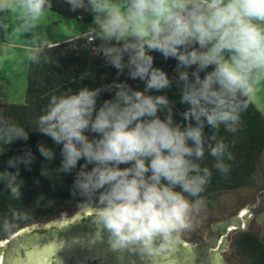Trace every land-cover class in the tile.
I'll return each instance as SVG.
<instances>
[{
    "label": "clouds",
    "instance_id": "9594fccd",
    "mask_svg": "<svg viewBox=\"0 0 264 264\" xmlns=\"http://www.w3.org/2000/svg\"><path fill=\"white\" fill-rule=\"evenodd\" d=\"M63 3L93 17L90 31L105 65L115 68L117 77L138 79L143 90L119 79L106 87L69 88L50 97L34 130L0 118V154L6 145L27 141L30 131L50 137L62 146L58 172L72 173L79 165L73 195L91 207L97 235L106 233L115 253H134L158 264L204 209L202 193L212 177L201 164L206 151L215 158L214 169L229 172L228 145L215 133L221 127L228 133L238 130L254 86L264 81V0ZM51 7L52 0L0 3V13L19 18L14 33L30 34L27 58L33 64L43 58L36 29ZM153 52L176 61L175 75L154 66ZM173 83L179 86V102L188 106L180 114L182 122L174 118V101L150 94L166 93ZM102 92L113 95L98 107ZM37 150L49 161L55 157L45 144ZM34 159L29 148L0 170V184L14 200L22 199L20 166L30 168ZM9 211L0 220V233L6 235L27 219L17 209ZM7 264H49V246L12 250Z\"/></svg>",
    "mask_w": 264,
    "mask_h": 264
},
{
    "label": "trees",
    "instance_id": "16d2710c",
    "mask_svg": "<svg viewBox=\"0 0 264 264\" xmlns=\"http://www.w3.org/2000/svg\"><path fill=\"white\" fill-rule=\"evenodd\" d=\"M48 10L58 13L65 19L84 23L93 21L91 15L79 11H70L63 0H52V7ZM98 44L99 41H95L92 36H80L58 44L39 46L43 58L39 64H33L29 61L27 92L24 103H7L0 100V118H3L4 121H14L26 129L34 130L35 120L46 109L50 97L53 95L59 96L69 88L77 91L85 86L96 88L105 85L106 87L114 80L119 79L120 81H127L133 88L143 90L144 85L138 79L131 80L126 75L117 77V70L105 65L102 55L97 49ZM151 54L154 56V66L162 68L170 77L175 75L176 61L174 59L165 60L158 52ZM1 80L0 74V83ZM150 94H166L171 101L175 102L173 109L175 120L182 122L183 118L180 114L188 106L179 102L180 91L176 83H173L166 93L153 91ZM112 95L111 92H102L98 107L100 102L111 99ZM211 134V131L208 132V135ZM215 134L218 140L223 139L228 145L231 159H225V162L229 165V172L223 174L212 167L215 158L208 155L206 151L205 159L201 164L212 170V177L210 183L206 186L205 192L202 193L205 202L220 193L257 186L258 168L261 159L264 158V115L248 98V107L241 113V123L238 130L235 133H228L221 127ZM41 143L54 149V159L49 161L40 155L37 145ZM5 147V152L0 154V170L7 168L5 162L8 159L15 155H23L29 148L35 159L30 168H25L24 165L20 166V176L18 178L23 182L21 200H14L4 186L0 184V220L10 216V209H17L27 216V219L17 222V228L12 234L0 233V241L9 238L26 226L48 220L62 212L82 208L91 209L86 202L82 201L81 197L73 195L72 186L79 165L72 173L58 172L61 166L62 157L60 153L62 146L55 145L50 137L38 131H30L27 141L18 140ZM83 163V160L79 162V164ZM125 166L121 165V167ZM8 170L15 171V169ZM85 223L61 230L58 229L57 231H45L43 229L38 232V235L46 238L59 237V232H77L76 230L86 227L85 225H91L92 220H86ZM232 224L240 227V221L233 218L221 223L218 226L217 233L225 231L226 227ZM218 235L216 234L212 240L216 241ZM261 236H263L262 233ZM261 236L251 230L237 234L235 248L248 260L249 264H264V239ZM178 246L181 247L183 244ZM181 250L185 253L183 248ZM183 261L185 264V260ZM201 262L203 264L202 258Z\"/></svg>",
    "mask_w": 264,
    "mask_h": 264
},
{
    "label": "rangeland",
    "instance_id": "374dc122",
    "mask_svg": "<svg viewBox=\"0 0 264 264\" xmlns=\"http://www.w3.org/2000/svg\"><path fill=\"white\" fill-rule=\"evenodd\" d=\"M2 2L7 0H0V3ZM92 22L65 19L58 13L47 10L36 29L41 36L39 46L65 42L82 35L92 36ZM18 23V16L12 12L0 13V74L3 79L0 85V100L7 103H24L27 92L30 34L17 36L14 29ZM254 87L255 91L249 98L264 115V81L258 82ZM256 180L255 188L220 193L205 202L194 227L182 234L180 239L187 244H194L199 234L204 235L206 239L212 238L215 234L211 225L235 218L247 208L253 215L252 220L246 228H237L227 235L226 249L219 255L225 264H249L235 248V239L238 233L249 230L260 236L262 233L261 237L264 239V158L261 159ZM81 210L84 209L62 212L39 223L46 224L56 219L70 218Z\"/></svg>",
    "mask_w": 264,
    "mask_h": 264
},
{
    "label": "water",
    "instance_id": "95a60500",
    "mask_svg": "<svg viewBox=\"0 0 264 264\" xmlns=\"http://www.w3.org/2000/svg\"><path fill=\"white\" fill-rule=\"evenodd\" d=\"M91 217V209H84L73 217L56 219L46 224L38 223L15 232L9 238L0 241V264H7V257L12 250H22L36 243L49 246V264H150L147 259H142L137 254H118L111 251L107 244V234H104V238H100L97 235L99 229L93 223L76 230L77 232H59V237L46 238L38 235L43 229L57 231L82 225L86 220L90 221ZM235 218L240 221V227L236 224L228 225L225 231L217 233L218 226L229 220L216 222L211 225L214 236L219 234L216 241L212 240L213 237L206 239L201 234L194 244H187L180 239L178 243L183 246L179 247L177 243L174 251L158 259V264H184L183 260L185 264H201V258L203 264H225L219 253L226 249L227 235L237 228H246L253 215L246 208Z\"/></svg>",
    "mask_w": 264,
    "mask_h": 264
},
{
    "label": "crops",
    "instance_id": "0c3cea01",
    "mask_svg": "<svg viewBox=\"0 0 264 264\" xmlns=\"http://www.w3.org/2000/svg\"><path fill=\"white\" fill-rule=\"evenodd\" d=\"M82 36H86V35H82ZM80 37V36H79ZM56 43H59V42H54V43H52V44H56ZM52 44H50V45H52ZM24 62V61H23ZM1 77H2V75H1ZM2 81H3V79L1 80V83H0V85L2 84Z\"/></svg>",
    "mask_w": 264,
    "mask_h": 264
}]
</instances>
